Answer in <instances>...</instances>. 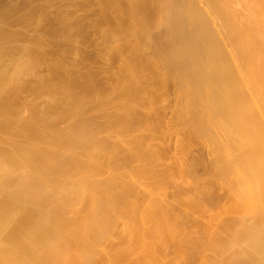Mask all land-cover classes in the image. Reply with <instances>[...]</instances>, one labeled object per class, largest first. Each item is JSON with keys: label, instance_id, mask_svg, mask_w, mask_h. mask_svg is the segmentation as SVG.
<instances>
[{"label": "bare ground", "instance_id": "6f19581e", "mask_svg": "<svg viewBox=\"0 0 264 264\" xmlns=\"http://www.w3.org/2000/svg\"><path fill=\"white\" fill-rule=\"evenodd\" d=\"M17 1H16V3H18L20 0L18 2ZM78 1L80 2V0H78ZM81 1H83V0H81ZM5 2L2 1V3H5ZM20 2H19L20 5L23 4ZM79 2H78V4H79ZM85 2L88 3V0L84 1L83 4ZM75 3H76V6H75V8H76L77 2H75ZM89 3H88V5H89ZM92 3L94 4V1H92ZM96 3L98 4L97 5L98 8L94 7V5H92V6H93V10H94V8L98 9L97 21L99 18L100 21H105L108 24V25H106L108 28L104 25L106 27V31H105L106 35L104 33L103 36L104 37L107 36V39L111 38V40L114 41V44H117L116 46L114 45L115 47H113V48H115L117 55H116V53H114V54L117 57H121V59H123V63H121V64L115 63L116 60L114 62V59H116L117 57H114V59H113V56H112L113 63H115V65L118 64L119 66L122 65V67L120 66L121 69H119L118 65L115 66L114 64H112L113 66H111V67H113V70L118 68V71H116V72H118L119 75L120 74L122 75V76H119L120 78H123V74L120 73V70H122V72H124V74H125L127 82H129V83H126V81H124L125 77L123 78L124 80H121L119 78L120 79V80L118 79V81H120L119 83H121V81H124V83H123L124 85H122V83H121L123 89H122V87H120V88L123 90V94H126L127 92H129L126 90L127 87H128V90L131 89L130 93L132 92V90L134 91L131 94L129 93L126 95H122V94L121 95L123 97L125 96V98H128L129 100L131 99V96H132V101L134 100V97H135L134 102H132L131 100L128 102V99L124 100L125 98H121L124 100V102L126 101L125 104H128V106L125 105L122 101L121 104H123V105H121L120 103H117V104H115V107L119 104L117 106L119 109L121 108V106H123V107L127 106L126 109L127 108L128 109L126 110V109H124L125 107L124 108L122 107L123 108L122 110H117L118 108L116 107V111L113 109L114 110L113 113L116 112L117 114L118 113L120 114L122 111L125 112V110H126L125 113L127 115H130V114H128V112L129 113L132 112V111H130V109H133V112L137 111V109L139 110V108L136 109V107L134 106L135 102H137L136 106H140V107H141V105H140V103H141L143 105L142 107L146 108V105L148 106L149 110L147 108L146 109H147V111H150V114L153 112L152 116L155 118H153L150 115H148V117L153 118V120H151V119L150 120L154 124L155 121L158 120V119H156L157 111H155V110H157V109L160 110L162 107H160V109H159L158 108L159 105H161V104H162V106L164 105L163 103H161V101L164 100V98L161 97V95L167 94L168 92H166V91H169V93L170 92L172 93V91H170L168 87L170 86L169 84H171V85L173 84L175 89H176L174 91L177 92V95H178L177 98H179V100H178V102H179L178 109L179 110L177 112L178 114L176 113L177 115L175 116L176 117L175 119L176 120L178 119L177 124L179 122H181V124H183L184 127L186 128V129L184 128V130H183V127H181L182 125H180V123H179L178 126L181 127L182 129L179 128L177 130L181 129L182 131H185V130L189 129L191 131H189V130H187V131H189L190 133H193L196 136L203 137L206 139V141L209 143V145L212 148V154L214 153L213 155H215L216 164L213 163L215 165L213 166L210 164V166H213L215 169L217 167L219 173L221 174L220 176L224 177V178L222 177L223 179H221L222 182L226 179L227 182L226 181H224V182H225V184L226 183L228 184V182H229L228 178L230 180V182H229L230 187H228V188L231 189L232 191L227 189V188L226 189L229 190L230 192H232V195H230V196H231V199H233L232 200L233 203L232 202H229V203H232L234 205V208L232 207V204H231V206H229L231 209V212H232V210L235 211V209H237L238 211L243 213V214H240V213L238 214V215H241L243 218L240 217L239 223L237 224L238 225L237 230L234 231L232 229V228L235 229V227L237 225L235 227L233 226L232 228H230L231 231L233 230V235H232V238L230 239L231 240L230 245L231 244L232 245L238 244L239 246L236 245V249H235L236 251L237 250L242 251L241 248L237 249V246L243 247L242 253L243 252L245 253L246 258H243V259L240 258L241 262H242V260H244L241 264H264V43L257 42L254 38L255 34L253 35V33H255V32H252V30H249V29H245L244 27H242L241 24H239V22L235 18H233V15L231 14V12L229 10V2H227V1H222V0H95V4ZM72 4H74V1ZM88 5L86 4L85 6H88ZM90 6H91V4H90ZM6 7H8V6H6ZM31 7H32V5H31ZM69 7H70V5H69ZM73 8L70 7V8H66V9H68V10L71 9V11H73L72 10ZM75 8H74V10H75ZM85 8H87V7H85ZM89 8H87V11ZM82 9H84V8L82 7ZM0 10L2 12V8ZM4 10L5 9H3V11ZM24 10H26V9H24ZM31 10H32V8L29 11L31 12ZM33 10H35V8H33ZM68 10L65 11V13H63L64 11H61V12L63 13L64 16L66 15V12H67V14L69 16V15H71L70 14L71 12L68 13ZM4 12H6V11H4ZM4 12H2L3 16L0 15V19H1L0 23H2V25L0 24V144H5V145H7V147L5 148V146H3L4 148H2V145L0 146V264H108V263H106V261H103L108 256L107 253H106L107 255H105V251L107 249H108V251H110V249L112 250L113 242H111L109 244L110 247H112V248L109 249L105 246H107V244H106L107 239H109L111 236H112V238H114L113 234L115 235L116 234L115 231L117 232V230H115L116 220H120L122 218L127 219L125 224H124V230H123V226H121L122 230L119 229V231H121V232L125 231L124 233L126 235H128V237H130V238L132 237L131 239L134 238V235L138 234L137 232L141 231L140 228L143 225H145V223H147V225H145V227L150 226L149 224L152 223L151 221H153V223L155 222L156 223L155 225H157V227H158V225H161V226H159L160 228H157L156 226L151 225L152 227H154L152 229L157 228L160 231H161V228H163V231H164V228L168 226L166 224L168 222V220L165 219L166 218L165 214L167 212H169V208L164 207L162 209L163 205L165 204V198H163V197L158 198L155 195L157 192H159L163 189L161 186H165V185H162L161 183H160L161 185H158L159 182L155 181V179H153V177H152V179L154 180L153 182L158 183V184L156 183V185H155V186H158V188L156 187V189H154L155 186L154 187L150 186V187H152V189L150 191L154 192V190H155V193L154 194H151V193L149 194V192H147V193L149 194L148 196L151 195L150 198L152 199V201H154V203H151V201H148L150 204L147 202L149 205L147 204L145 206L146 207L145 209L150 208V210H151V206H152L153 210L147 211L144 215H141V217H139L140 213L137 215L138 212L135 211L136 210V204L134 202L135 200H132L130 198L131 196L129 197L130 193H128V191L125 189L126 182L124 181V179L122 177L118 176L119 173H116L117 176L112 175L110 177V175L113 172L114 173L116 172V171H113L112 173H108L109 174L108 176H106V174H105L106 179H104L105 177L101 178V177H103V174H104L103 171H100L101 167L114 168L115 170H118V168L122 165V162H124V163L126 162L124 160V158H125L124 154L126 155L127 152L124 154L122 153L125 151L123 149L124 145L121 142L123 140V143H124L126 141V139L121 138L122 139L121 140L119 138L121 141L120 140L117 141L118 144L116 143V141H114L116 143L115 146H114V143H112V145L109 144L111 146V147L108 146L111 148V149L109 148L110 149L109 150V149H107V145H104V144L109 143L110 140H108V142H107L106 140H103V141L101 140V139H106V138H103V137L98 138L99 137L98 132L96 133V131H94L93 129H91L87 125V124H89L88 120L85 119L87 121V124L84 123L85 120H84V118H82V116H83L82 114H80V115H82L81 118H80V115H78V117L80 119H78V117L74 116V115L78 114L77 113L78 111H79V113H81L80 110H82V109H78V107L71 105L72 104L71 102L73 101L72 98L81 96V95H79V93H81V91L78 89L79 90V92H78V90L74 88V90H77L78 93H76L74 91L72 93L71 92L72 91L71 85H74V83L76 81L77 82L79 81V83L77 85V87L79 88L80 80H78V79L75 80L76 78H72L73 74H72V76L69 75L72 72L71 69H69L71 72L67 73L68 72L66 70L67 64H64L65 62H62L63 60L61 61L59 58H57L58 56L57 57L55 56V58H53L52 61H50L51 59H48V57H47L48 53L46 51V46L49 45V44H47L49 42V39L45 41V39H47V38H44L43 35L39 34L37 36L36 35L34 36V34L31 33L33 35V36H31V34L28 35L25 33V31H23V29L27 28L29 25L36 27L37 22L39 21L38 19H40V18L37 16L38 19L36 20L32 17L34 15L30 16L31 15L30 14L29 15L30 17L27 18L29 13L28 14L26 13L27 16L22 14V16L24 15L26 17L25 19L23 18L22 21H20L19 19H17L15 17L18 20V21H15V23L17 22L19 24L18 26H20V29L22 28V30L19 31L17 29L18 31L17 30L13 31V29H14L13 28V29H9V31H8L5 29L6 27L3 25L6 21L2 18H4V17H5V19L7 18V16L4 14ZM84 12L85 11L83 10V14H84ZM10 13H12V11H10ZM39 13H40V15L42 14L41 11L38 12V14ZM89 13H90V11H89ZM10 15H12V14H10ZM60 15H61V13H60ZM63 15H62V19L64 17ZM22 16H21V18H22ZM68 16L66 15L65 20ZM86 16L87 15L85 14L84 18H88ZM90 16H91V13H90ZM12 17L13 16H11V18ZM71 17H72V15H71ZM11 18H10V20L8 19L9 22L12 21ZM44 18L42 20H44ZM93 18H94V16H93ZM31 19H33L32 21L34 22V24H30L32 22V21H30ZM59 19L61 20V18H59ZM69 19L72 21L74 18L73 19L69 18ZM74 20H77V19L75 18ZM79 20H81V21L83 20L82 24L85 23L84 19H79ZM95 20H91L92 23ZM8 21H7V23H9ZM100 21H99V23H100ZM39 22L41 23V21H39ZM39 22H38V24L40 25ZM80 22H78V24ZM88 22H86V24ZM92 23L89 25L91 26ZM68 24H71V23H68ZM76 24H73V23L71 24V25H74V27L69 25L70 27L68 30H70V33H71V30H72V32L74 31ZM5 25H7V27L8 26L10 27V25H8L6 23H5ZM86 26H88V25H86ZM63 27H65V26H63ZM76 27H77V25H76ZM96 27L98 28V25ZM77 28H79V26ZM102 28H103V26H102ZM61 29H62V27H61ZM81 29H79V30H81ZM90 29L93 30L92 27ZM90 29L88 28V30H90ZM28 30H29V28H28ZM79 30H77V32H80ZM99 30L100 29L98 28L94 32H98ZM11 31H13V32H11ZM58 32H59L58 34H60V30ZM75 32H76V29L73 32V34H75ZM84 32H85V30H84ZM62 33H63V31H62ZM66 33H67V31H66ZM98 33L101 34V32H98ZM129 33H132L133 37L131 35H129ZM53 34H51V35L53 36ZM87 34H89V33H87ZM63 35H65V34H63ZM81 35H79V37H81ZM85 35H86V33H85ZM98 35L96 37H98ZM128 35H129V37H132V40H131V38L126 37ZM60 36L63 37L62 35H60ZM69 36L70 35H68L67 39L69 38ZM75 36L77 37V34H75ZM90 36H89V38L92 37V36L91 37ZM103 36H101L102 41L104 38ZM51 38H53V37H51ZM89 38H88V40H89ZM18 39H21V41ZM59 39H57V40H59ZM76 39H78V37ZM125 39H128V41L130 39L131 41L128 42ZM22 40H24L25 42L23 43ZM70 40H71V38H70ZM98 40H99V42L101 41L100 39H98ZM108 40H110V39H108ZM123 40H125V43H123L124 42ZM50 41L52 42L51 45H53V46H54L55 42H57V41H55L53 44L54 40L51 39ZM59 41H62V40H59ZM59 41L57 42V44H55V47L57 49L59 48L60 49L59 51L63 52L64 50L62 48H60L59 46L62 45L61 47L67 48V47H65L66 43L64 44V41H62L60 44H58ZM82 41H83V38H82ZM96 41H97V39H96ZM106 41L107 40L105 38V42ZM19 42H22V44H19ZM77 42L78 41H76V43H75V41H74L75 44H77ZM84 42H85V40H84ZM84 42H83V44H84ZM126 42H128V43H126ZM86 43H88L87 39H86ZM107 43H108V41H107ZM108 44L111 45L110 42ZM81 45H82V43H81ZM81 45L79 44V46H78V44H77L78 47H81ZM110 45H107V46L110 47ZM53 46H52V48H53ZM112 46L113 45H111V48H112ZM55 47L53 49H56ZM101 47H104V46H101V44H100V48ZM68 48H69V46H68ZM105 48H103V49L106 51L107 48L106 49ZM76 49L74 50L75 52L79 50V49L78 50H76ZM149 49L153 50V51H151L152 53L150 52L151 53L150 55L153 57H150V58L148 57L147 54L144 53V52H146V50H149ZM101 50H99V52ZM113 51H114V49L112 50V52ZM110 52H111V49H110ZM112 52L109 55L110 56L109 59H111ZM95 53L96 52H94V54ZM104 53H106V52H104ZM141 53H144L147 57L144 55L146 58L143 56L140 58H144V59L138 58L139 56L142 55ZM54 54H55V52H54ZM59 54L61 57V53H59ZM63 54H64L63 57L67 58V56L65 55V52ZM96 54L98 55V51ZM107 54H109V51ZM136 54L137 55L141 54V55L137 56ZM50 55L51 54L49 53V56ZM71 55H72V53H71ZM75 56H77V55H75ZM98 56H100V54ZM104 56L106 57V58L104 57V59L106 60L108 58V55L107 56L104 55ZM134 56H136L135 59H134ZM45 57H47V59L50 61V68L49 69H51L50 71L53 73L52 75H54V76L51 75L52 78H50V79H54V80H51L48 82L47 79L45 81V79L43 78L42 80H44L45 82H41V84H39L38 86L36 84L35 87H31V88H33V89H31V91L33 90V93L40 94V95L46 94L45 96H47V103L46 102L45 103L47 105H46V107H43V108H45L44 110L41 108L43 110V111H41V110L37 109L38 107H36V106H38L37 105L38 103L32 107H31V105H32L31 104L30 108H32L31 109L32 116L30 115L31 116L30 119L27 121V123H25L24 126L22 124H20L18 127L17 123L20 122L18 117H17L18 113L15 111L14 112L11 111L9 109V105L12 103L11 102L12 99H14L13 104H16L15 100H16L17 96H15L16 98H13V97H14L15 93L18 91V89L21 87V84L24 80V77L27 74L29 75L33 71V69H36L34 67L37 66L39 63H41L42 59ZM102 57H100L98 59H101ZM79 58H81V57H79ZM93 58L94 57H92V59ZM82 59H84V58L82 57ZM82 59H81V61H82ZM92 59H91V61H92ZM109 59H108V62H109ZM118 59L119 58H117V61H118ZM139 59H140V62H139ZM101 60H103V58ZM43 61H44V59H43ZM84 61H85V59H84ZM97 61H99V60H97ZM74 62L76 64V62H78V61L75 60ZM108 62H105L104 64H106V63L108 64ZM156 62L160 63V66H162V69H160L161 67H159V69H158V66H156V65H158L159 63L157 64ZM86 63H84V64H86ZM101 65H102V63H101ZM73 66H74V64H73ZM81 66L82 65L80 64V66L78 67L79 68L78 71L80 70ZM98 68H100V67H98ZM102 68H103V66H102ZM102 68H100V69L103 70L104 68L103 69ZM144 68H145V71L149 70V69H150V72H151V70L153 71V72H151V74L155 78L154 80L158 81L159 83L161 82L159 84L155 81L156 84L160 85L159 86L160 88H161V86H163L162 84H165V82L168 83V85H169V86L165 85V86H167V87H165L167 90H165V92L163 91L164 93L159 95L160 98H163V100L160 99L161 101H158L159 99H156L159 103L156 102L155 98L152 96L154 92H155L154 94L156 95V91H151L152 89H150V87H149L147 90H144V92L146 91L145 93L142 90V92L144 93L142 95V93H140L141 88H139L140 89L139 90L138 87L135 85L140 80H141V82L143 81V79H140L139 74L141 73L140 70H143ZM75 69L77 70V67ZM34 71L36 72V70H34ZM83 71H84V69H83ZM83 71H81V72H83ZM89 72H93V69H92V71H89ZM103 72H105V71H103ZM107 72H108V70H107ZM142 72L145 73L144 71H142ZM98 73L100 74V72H98V70H97V74ZM113 73H115V71ZM148 73H149V71H148ZM148 73H145V75H147ZM84 74H86V73H84ZM84 74L82 76H85ZM89 74L90 73L86 74V76H85L86 80H89L92 78V77L91 78L89 77L87 79V75H89ZM104 74H106V73H104ZM151 74L148 76L153 78L151 76ZM49 75H50V73H49ZM109 75L110 74H108L107 76H109ZM113 75L115 76V74H113ZM140 75H142V77H143L144 74L141 73ZM89 76H91V75H89ZM97 76H99V75H96V76L93 75V78L94 77L97 78ZM104 76L106 77V75H104ZM148 76H147V78H149ZM105 77L103 78V80L105 79ZM82 78H84V77H82ZM93 78H92V80H94V82H95V80H96V82H98L96 78H94V79ZM99 78L101 79V77H99ZM144 78H146V77L144 76ZM113 79H115V78H113ZM84 80H82V81L84 82ZM103 80H102V82H103ZM109 80H110V78L107 80L108 85H109ZM111 80H112V77H111ZM151 80H148L149 82L146 81V83L143 82V83H145L144 85L145 86L148 85L147 83H150ZM154 80H152L153 82H151V83H154ZM91 81H89V82L92 83ZM107 81H105V82H107ZM38 82H40V81H38ZM77 82L75 84H77ZM89 82L87 81V85L84 84V86L88 87ZM96 82L94 83V85L96 84ZM114 83L115 82L113 80V84ZM133 83H134V85H131ZM151 83L149 84V86L151 85ZM155 83H154V85H151V86L156 87ZM81 85L83 86V83ZM103 85H105V83ZM103 85L101 88H103ZM114 85H113V87H114ZM121 85L119 84V86H121ZM125 85H127V86H125ZM130 85L132 87L136 86L135 89H137V90H135L134 87H133V89H132V87L130 88ZM158 85H157V88H154V90L159 89ZM173 85H172V87H173ZM74 86H76V85H74ZM89 86L94 87L92 85H89ZM99 86H97V87H99ZM87 87L86 88L83 87L84 90H82L81 87H80V89L82 91H85V89H87ZM97 87H95L96 90L98 89ZM105 87H106V85H105ZM139 87H141V85ZM101 88H99V89H101ZM144 88H142V89H144ZM90 90L91 89L86 90L85 92L86 93H87V91L92 92V90L91 91ZM96 90H94V88H93V91H94L93 93H95ZM107 90H108V87H107L106 91ZM109 90L111 92H113L112 87H110ZM109 90L107 92H109ZM148 90L150 92H148ZM106 91H104V92H106ZM124 91H126V92H124ZM159 91H160V89H159ZM102 92H99V93L102 94ZM115 92H118V90H116ZM115 92H113V93H115ZM135 92H138L140 95H138ZM176 92L174 94H176ZM75 93L78 96L77 95L74 96ZM119 93H122V91H120ZM149 93H151V95ZM91 94L92 93H90L89 95L86 94L85 96L82 95L85 98L87 96L90 97V99L87 97V100L89 99L88 101H86V99H84L85 100L84 102H86V103L89 102L93 98L92 96H94L95 100H96V94H94V95L92 94V96H90ZM101 94H100V96H101ZM132 94L134 95V97ZM174 94H173V96H174ZM17 95H19L18 92H17ZM108 95H110V94H108ZM115 95L113 97H115ZM102 96H103V94H102ZM126 96H130V98L126 97ZM159 96H158V98H159ZM164 96H165V98H166V96L168 97V95H164ZM173 96L171 95L172 98H173ZM99 97L97 98L98 101L101 100V99H99ZM106 97L108 99L110 96L108 97L105 95L104 99L102 97L101 98L104 101L106 99ZM119 97H120V95L117 96V98H118L117 100L120 99ZM172 98H169V99H172ZM57 99H61V104H59V105H57V103L54 104V102ZM111 99L116 100L114 98H111ZM169 99H168V101H169ZM173 99H175V98H173ZM76 100H75V102L78 103L79 99L77 101ZM95 100L93 99V100H91V102H93ZM113 100H109V101H111V103H112ZM42 101L43 100H41V102ZM80 102H82L81 99H80ZM84 102H82V104ZM95 102H93V104ZM99 102L102 103V101H99ZM107 102H108V100H107ZM116 102L117 101H115L114 103H116ZM130 102L132 104H134V105L131 104L133 107H131V105L129 104ZM165 102L166 101H164V103ZM167 102L165 104L166 106L168 105ZM45 103H42V104H45ZM89 103H87L86 105H88ZM109 103L110 102H108V104H106V105L110 106L111 103L110 104ZM114 103H112V104H114ZM156 103H158V105H156ZM174 103H176V102H174ZM174 103H172V104L174 105ZM98 104H100V103H98ZM39 106H41V105L39 104ZM100 106L102 108L103 105L101 104ZM100 106L97 105L96 106V107H98L97 109H99ZM105 106H103V108L101 110H103ZM156 106H158L157 109H155ZM111 107L114 108V106H111ZM150 107H151V109H153V111L150 110ZM174 108H175V106H174ZM176 108H177V106H176ZM110 109L111 108H109V110ZM154 111H155V114H154ZM162 111L164 112V109H162L158 112L161 113ZM84 112L87 113L86 110ZM141 112L139 111V113L141 114V117L143 118L142 114H144V113H143V111H141ZM89 113L91 114L92 112H89ZM89 113H87V114H89ZM125 113L122 112L120 115H124ZM66 114H68V115L65 116ZM92 114L94 115V113H92ZM126 114L124 116H127ZM131 114H133V115H130L127 117L133 118L132 116L135 117V115H136L134 113H131ZM147 114L148 113L146 112V115ZM153 114L156 116H154ZM163 114H165V112ZM96 115L99 116L101 114L98 115L96 113ZM96 115L93 117V119L96 117ZM137 115H138V113H137ZM161 115H158L157 117H159ZM174 115H175V113H174ZM174 115H173V117H174ZM64 116L66 119L71 117L70 120H72L74 118V122L69 121L67 124V127L64 128L65 134L61 135L58 132L57 125L60 126L59 125L60 124L59 123V117H64ZM72 116H73V118H72ZM90 117H91V115H90ZM99 117L104 118L103 115H102V117L101 116H99ZM141 117H139V118H141ZM146 117H145V119H146ZM86 118L88 119V116ZM139 118L135 117L134 119H139ZM93 119H91V120H93ZM96 119L98 120V117ZM108 119H110V117H108ZM145 119H142V121H146V120L149 121V118H147L146 120ZM80 120H84V122L80 121ZM100 120L102 121V119H100ZM100 120H99V123L102 125L103 123H101ZM104 120H107V117H106V119L104 118ZM110 120H109V122H110ZM75 121H78V122H75ZM114 121H115V118H114ZM118 121H119V123H118ZM151 121H149V122H151ZM89 122H91V121L89 120ZM113 122H110V123H112V125L111 124L110 125L113 126V124H115V126H117L118 128H119L118 124L119 125L122 124V126L120 125V130L118 132L122 131L123 134H124L123 130H125V129L127 130V128L129 126L131 127V125H129L127 128L125 127V129H124L123 125L125 126V124H127L126 123L127 121H124L125 122L124 124H123L122 120H117V119L115 121V122H117V124L115 122L114 123ZM157 122L160 123V120L156 121V123ZM42 123L44 124L41 128L43 130H40L39 125ZM93 123H94V121H92V125H93ZM163 123H161V124H163ZM61 124L64 125L62 122H61ZM131 124H133V123H131ZM175 124H176V122H175ZM94 125H95V123H94ZM105 125H103V126H105ZM174 125H173V127H174ZM135 126H136V124H135ZM43 127H45V129ZM62 127H64V126H61L60 128H62ZM122 127H123V129L121 130ZM110 128L108 127V130H110ZM118 128H116L115 132H117ZM148 129H149V127H148ZM150 129H152V128H150ZM172 129H174V128H172ZM126 130H125V132H126ZM134 130H136V129H134ZM139 130H140V128H139ZM141 130H142V128H141ZM143 130H145V132H146L147 129H144V127H143ZM154 130H156L157 133L159 132V130L157 131V129H152L151 131H153L154 134L156 133ZM62 131H64V130H62ZM151 131H149V132H151ZM127 132H128V130H127ZM127 132H126V135H127ZM131 132L133 133V130H131ZM161 132H164V131H160V134L163 135L165 133V136L168 137V134H167L168 132L167 133L166 132L161 133ZM132 133H130L129 135H132ZM152 133L150 134L151 136L153 135ZM157 133H156V135H158ZM139 134H137V135L134 134V135L136 137H138ZM145 134H143V135L140 134V135L147 138L146 137L147 134L146 135ZM103 135H105V134H103ZM171 135H169V136H171ZM107 136H109V135H107ZM151 136H150V139H151ZM172 136L173 137H171V138H174V135H172ZM143 137L141 139H145ZM156 137H155V139L157 141ZM158 137H161V138H158V140L160 139V141H161V139L164 138V136L163 137L158 136ZM113 138H116V137L113 136ZM155 139L153 141H155ZM164 139H166L168 141L167 138H164ZM112 140L110 142H112ZM187 140H188V138L186 139V142H187ZM104 141H106V142H104ZM128 141L131 144L130 147L131 148L135 147V148H133V150L135 149L136 150L135 152H137V153H135L133 150H129V155L130 154H133V155L136 154L137 156H133V155L132 156H133V158L137 157L138 161L140 160V158L142 159L143 156H144L143 158H145V159H147L149 157V155H147L149 153L148 151H150V149L147 148L148 145H146V148H147L146 150L148 153L146 152L147 154L145 157V155L141 156L140 154H138V150L140 148H139V145L137 144V142L127 140V142H125V144H127V145H125V146H129ZM171 141H172V139H171ZM189 141L193 142V140H191V139ZM86 143H87L89 151L85 147ZM156 143H159V142H156ZM200 143H202V142H200ZM183 144L185 145V143H183ZM144 145L145 144H143L141 146V144H140V147L143 148V153L146 151V150L144 151V149H145ZM169 145L170 144H168V146ZM190 145H192V143ZM104 146H106V147H104ZM136 147L139 149H137ZM186 147H189L188 143L186 144ZM84 148H86V150ZM149 148H153V147L149 146ZM105 149H107L108 151L107 150L105 151ZM127 149H129V148H127ZM154 149H155V147H154ZM151 150L153 151V149H151ZM184 150H186V149H184ZM209 150H210V148H209ZM119 151L121 152V154ZM103 152H106V153L108 152L109 154L108 153L107 154L109 156H107L106 153H103ZM132 152H134V153H132ZM158 152L157 153L153 152L152 155L155 153V156H157L156 154H158ZM167 152L168 151L166 150L165 153H167ZM143 153L141 152V154H143ZM117 154H119V155L123 154L120 158L121 160L118 158L119 155H117ZM150 154H151V152H150ZM163 154H164V152H163ZM127 155H128V153H127ZM127 155H126V158H128ZM138 155H140L139 156L140 158L138 157ZM104 156L106 157L104 162L106 161V159H109V157H110L111 160L113 161V162H110L112 164H109V166L107 165L109 163L108 162L110 160L109 159L106 161L108 163L107 164L105 163V166H103V164H104V162H103L104 158L103 157ZM179 156L180 155H178V158H177L178 162H179V158H180ZM181 156H183V155H181ZM115 157H117V158H115ZM157 157H159V155ZM133 158L130 160V162L133 161ZM118 159H119V161H122L121 165L118 162ZM145 159H143V161ZM149 159H151V158H149ZM181 159L183 160V158H181ZM195 159H197V158H195ZM165 160H167V158ZM174 160H176L175 157L173 158L172 161H174ZM134 161H135L134 164L136 165V158L134 159ZM187 161H188V159H187ZM114 162L116 164H113ZM130 162L128 163V160H127L126 165L129 166V164L132 163V162L131 163ZM176 162H177V160H176ZM139 163H140V161H139ZM142 163H145V162H142ZM146 163L148 164L149 162L146 161ZM171 163L172 162L170 161V164ZM181 163H182V161H181ZM181 163H179V164L181 165ZM208 163H206V164L208 165ZM145 164L144 165L138 164V166L140 167L139 170H137V168H136L137 166H135V168L133 167L134 168L133 171H135L136 173L132 172V171H131V173L133 175L137 174V177L140 179L141 178L147 179V177L149 175L147 173H150L151 172L150 169H153V168H150L151 165H153V163L151 161L150 164H148L150 166H148V165L146 166ZM174 164H175V162H174ZM192 164L193 163H191L190 165H192ZM197 165H199V162L197 163ZM115 166H116V168H115ZM145 166L147 168L149 167V170L147 168H145L149 172H147L144 169ZM168 167H170V165ZM175 167H176V164H175ZM122 168H123V166H122ZM122 168L121 169L119 168L120 171L122 170ZM131 168H132V166H131ZM178 168L179 169H177V170H180L182 167L181 168L178 167ZM184 168H186L185 166L183 167V170H188V169H184ZM190 168H192V166ZM211 169L213 170V168H211ZM108 170H106V172ZM144 170L147 172V173L145 172V175L147 174V176H145V177L143 174ZM153 170H155V169H153ZM172 172H173V170H172ZM180 172H181V170H180ZM214 172H216V170ZM100 173H103L102 176L100 177L101 179L99 178ZM129 173L130 172H128V175H129ZM131 173H130V175H131ZM187 173H188V171H187ZM126 174H127V171H126ZM126 174H124V176ZM180 174L181 173H179V175ZM204 174H206V173L204 172ZM130 175H129V178H131V179L136 178L135 176L130 177ZM141 175H143V176H141ZM151 175H153V174H150L149 176L151 177ZM172 175H173V173H172ZM198 175L200 176V174H198ZM107 177H108V179H107ZM185 177H188V176H185ZM185 177H184V179H185ZM211 177H212V175H211ZM126 178H127V181H129L127 176H126ZM204 178H205V175H204ZM152 179L150 180L151 184H152ZM178 179H182V176H181V178H178ZM185 180H183V181H185ZM214 180H216V179H213L212 181H214ZM137 181H139V180L137 179ZM146 181H148V180H146ZM196 181H197V178H196ZM198 181H199V179H198ZM217 181L218 180H216V182ZM135 182H133V183H135ZM143 182L144 181H142V183ZM150 182H148V183H150ZM219 182H220V180L217 182V184ZM222 182H220V183H222ZM127 183H129V182H127ZM194 183H196V182L194 181ZM179 184H180V182H179ZM189 184L192 185L191 180H190ZM136 185H137V183H136ZM223 186H224V184H223ZM146 187L149 188L148 186H145V188ZM166 187H164V189ZM169 188H170V185H169L168 189ZM176 188H178V186ZM216 188H215V190H217ZM192 189H193V187H192ZM171 190H172V188H171ZM147 191H149V190H147ZM229 191L227 193H229ZM143 192H145V191H143ZM172 192L173 191H171L170 194H172ZM186 192H188V190ZM198 192H199V190H198ZM160 193H161L160 196H163V194H162L163 192H160ZM167 193H168V190H167ZM214 193L216 194V192H214ZM159 194H158V196H159ZM176 194H177V192H176ZM178 194H180V193H178ZM172 195H174V192ZM172 195H170V196H172ZM186 195L187 194L185 193V196ZM133 196H136V195H133ZM153 196H155V197L152 198ZM176 196H178V195H176ZM202 196H204V195L202 194ZM210 196H211V194H210ZM227 196H229V194H227ZM191 197H193V196H191ZM150 198H148V199L150 200ZM155 198L157 201H159L158 203H160V205L155 200H153ZM185 198H187V197H185ZM207 198H206V200H207ZM163 199H164V202H163ZM171 199H173V201L175 202L176 198L174 199V196H173V198H171ZM188 199L191 200L190 196H188V198L186 199L189 202ZM192 199H194V198H192ZM198 199H199V197H198ZM160 200L163 203H161ZM182 200L186 201L185 199H182ZM213 200H215V199H213ZM176 201H177V199H176ZM193 201H196V199H194ZM200 201H202V200H200ZM177 202H175V203L178 205ZM144 203H145V201H144ZM155 203H157V204L155 205ZM195 203H193V204L195 205ZM151 204H153L154 206ZM161 204H162V206H161ZM166 204H165V206H167ZM227 204H228V202H227ZM227 204H224L225 207L227 206ZM213 205H214V203H213ZM157 206H159V207L157 208ZM201 207L203 208L202 205H201ZM204 207L206 208V206H204ZM208 207H207V209H208ZM165 208L168 211H166ZM199 208H200V206H199ZM209 208L211 209L212 207H209ZM226 208L228 209V207H226ZM216 209H218V208H216ZM203 210L207 211L204 208H203ZM211 210L213 212V209H211ZM165 211H166V213L164 214ZM177 211H178V209H177ZM216 211L220 212V209L216 210ZM228 211H230V210H228ZM187 212H188V210H187ZM192 212H193V209H192ZM209 212L211 213V211H209ZM217 212L215 214H217ZM219 212H218V214H220ZM169 213H167V214L171 215ZM177 213L178 212H176V215H177ZM190 213H191V211H190ZM234 213H236V212H234ZM179 214H181V212H179ZM211 214H209V216H212ZM172 215H174V214H172ZM231 215H233V214H231ZM238 215H235V217H233V218H236V216H238ZM229 216H230V214H229ZM205 217H207V216H205ZM213 218L215 219L216 217L213 216ZM213 218H211V219H213ZM221 218H223V217H221ZM221 218H218V222H219V219H221ZM211 219H209V220H211ZM165 220H166V223H165ZM170 221L168 223H172ZM190 221H192V219ZM198 221H199V219H198ZM148 222H150V223L148 224ZM209 222H211V221H209ZM216 222L217 221H215L213 223H216ZM233 222H238V220L236 219V221H233ZM164 223H165V227H163ZM213 223H211V226ZM223 223H226V222H223ZM231 224L234 225V223H231ZM231 224H229L227 222V225L225 224L224 225L225 227H223V226L222 227L225 230L226 226H228V225L231 226ZM170 226H168V227H170ZM186 226H188V225H186ZM165 231H166V229H165ZM202 231L203 230L201 229V232ZM121 232H119V234L121 236L118 239H120L121 242L124 243L126 240L124 239V237L122 239L123 234H121ZM142 232L145 234L147 233L146 234L147 236L150 234L149 237L151 239H152V237H155V238H153V240L155 239V241L157 243L152 240L153 243H155V244L152 243L150 246L157 245L159 243H160V245H158V246H162L163 243L165 242V240L162 244H161V242L163 241V239L167 238V237L163 238L162 234H160L158 232L156 234H154V236L151 233L148 234V232H144V231H142ZM142 232H141V235H143ZM204 232H203V234H204ZM167 233H169V232H167ZM170 233L173 234V232H170ZM187 234H188V231H187ZM213 234H215V233H213ZM177 235H179V234H177ZM201 235H202V233H201ZM220 235L221 234L218 235L219 238L222 236V235L221 236ZM135 237L137 239L140 238V236H138V237L135 236ZM191 237L192 236H190V238ZM208 237L210 240L211 236L209 235ZM143 238H142V240L144 241ZM194 238L195 237H193L192 239H194ZM135 239L133 241H135ZM195 239L198 240L197 238H195ZM225 239H224V241H226ZM105 240H106V242H104V243L106 245L104 244L105 245L104 248H106V249L104 250V249H102L103 245L100 243L102 241H105ZM111 240H113V239H111ZM120 240H118V241H120ZM122 240L123 241L125 240V241L123 242ZM138 240L135 241L137 243H133V241H131L132 243H130V244H133V247H135L134 245H136L137 249L139 247L143 248L145 246L144 243L140 244V246H139V243H141L143 241H141V240L138 241ZM149 240L150 239H148V241H147V238L145 237V243L146 244H147V242H152L151 240L150 241ZM220 240H221V238H220ZM168 241H170V240H168ZM171 241L173 242V239ZM219 241H217V243H216L215 240H213L214 244L216 243V245H218ZM221 241L224 242L223 240H221ZM227 241L228 242H225V244L227 243L226 246H228V244H229V240H227ZM210 242L213 243L212 241H210ZM137 244H138V246H137ZM225 244H223V247ZM100 245L102 247H100ZM141 245H143V247ZM170 245H172V244L170 243ZM185 245H187V247L189 246V244H187V243ZM235 245L232 246L233 249L235 248ZM117 246L120 249L119 252H122V250L124 248H125V250H127V252L125 250H123V252L126 253L125 256L122 254L123 252L120 254H117L118 250L116 251V253L112 250V252H114L113 254L108 252V253H110L109 255H112V256L108 257V259L110 258L109 260H112V262H110L109 264H124L123 261H122L123 263H119V262H121L122 258H124V257L126 258L127 254H128V249H129V254L131 251L134 254L133 250L136 249V248L133 249L132 245L131 246L127 245V244L125 245V243H124V247L121 246V247H123L122 249L120 247V244ZM129 246L132 248V250ZM148 246H149V243H148ZM179 246L181 247V244H178V247ZM220 247H222V245H220ZM140 248L138 249V251L140 250ZM194 248H196V247L194 246ZM199 248H200V246H199ZM202 248L204 249V247H201V249ZM115 249H116V247H115ZM99 250H100V253H99ZM144 250H145V247L143 249V252L140 253V255H142L144 253ZM148 250L150 251L151 248ZM155 250H156V248H155ZM195 250H197V249H195ZM199 250L200 249H198V251ZM206 250H208V248H206L205 251ZM73 251L74 252L77 251V252L74 253ZM173 251H174V249H173ZM198 251H196L197 254L194 257H197V256L200 257L198 255L199 254ZM102 252L104 253L103 255H105L106 257L101 255ZM137 252H135V253H137ZM145 252H146V250H145ZM154 252H156V251H154ZM157 252L159 253V251H157ZM199 252H201V251H199ZM132 253L130 255H132ZM175 253H176V251H175ZM187 253L191 254L189 252H187ZM215 253L219 254L217 251H215ZM137 254H135V255H137ZM147 254L151 255V253L147 252V253H145V257H144V255H142L143 257H141V258H138V256H137L136 257V258H138L137 261H139L140 259H142L141 261H144L143 258L146 259ZM153 254H155V253H153ZM184 254H185V252H183V255ZM192 254L194 255L195 251L192 252ZM201 254H202V252H201ZM155 255H157V254H155ZM177 255L179 256V254H177ZM206 255H208V254H206ZM222 255L223 254H221V256ZM100 256H102L101 258L102 259L104 258V259L102 260L100 258ZM151 256L148 257L149 258V259H147L148 261H151L150 259H153ZM163 256H165V255H163ZM180 256H181V254H180ZM180 256H179V258H180ZM190 256H192V255H190ZM202 256H205V255H202ZM202 256H201V258H202ZM159 257H160V254H159ZM198 257H197V259H199L198 261L200 262L201 258H198ZM155 258L156 257H154V259ZM182 258H185V257H182ZM207 258L209 259L210 257L207 256ZM213 258H215V257H213ZM236 258H237L236 261L239 260L238 259L239 257H236ZM131 259L132 258H130V260ZM154 259L151 261V263L153 261L155 263H157L156 262L157 260L156 259L154 260ZM160 259H161V257H160ZM189 259H190V257H189ZM189 259H187V260H189ZM192 260L194 261L195 259H192ZM192 260H191V262H192ZM220 260H222V259L220 258ZM226 260H228V257L226 258ZM226 260H223V261H226ZM137 261H135V262H137ZM170 261H171V259H170ZM178 261L179 260H177V262ZM210 261H212V260H210ZM218 261H219V259H218ZM126 262H129V260ZM196 262L197 261H195L194 264L198 263V262L197 263ZM206 262H209V260ZM221 262H218V263L222 264ZM228 262H229V260H228ZM228 262L226 261L225 263L227 264ZM180 263H182V262L180 261ZM200 263L203 264L202 261ZM212 263H213V261H212ZM231 263L232 262L230 261V264ZM239 263H240V261H239ZM148 264H149V262H148ZM169 264H171V262H169Z\"/></svg>", "mask_w": 264, "mask_h": 264}, {"label": "rangeland", "instance_id": "374dc122", "mask_svg": "<svg viewBox=\"0 0 264 264\" xmlns=\"http://www.w3.org/2000/svg\"><path fill=\"white\" fill-rule=\"evenodd\" d=\"M2 1L3 2H5V3H2ZM16 1L17 0H0V7L2 8V12H4V11H6V12H4V14L7 16V18L5 19V17L4 18H2V19H4L6 22V24H8V25H10V27L8 26L7 27V25H5V23L3 24L6 28V30H8L9 31V29H13V31H15V30H22V28L20 29V26H18L19 24L16 22L15 23V21H18L17 19H19L20 21H22V19L24 18H26L25 16H27L26 15V13L28 14V16H27V18L28 17H30V16H32V15H34V16H32L34 19H38L37 18V16L40 18V19H38L39 21H41V23H40V25L38 24V22H37V26L35 27V26H28L27 28H25V29H23V31H25V33L26 34H28V35H30L31 33H33L34 34V36L36 35H43V37L44 38H47V39H45V41L46 40H48L49 39V42L47 43V44H49L48 46H46V51H47V53H48V59H51L50 61H52V59L53 58H55V56L57 57V58H59L62 62H65L64 64H67V68H66V70L68 71L67 73H70L71 71L69 70V69H71L72 70V72L69 74L70 76H72V74H73V76H72V78H76L75 80H80V85H79V88L77 87V85H78V83H79V81L77 82V84H75L74 83V85H76V86H74V85H71L72 86V88H71V92L73 93V91L74 92H76V93H78L79 92V90L81 91V93H79V95H81V96H79V97H74V96H76L77 94L75 93V95L73 96L74 98H72L73 99V101L71 102L72 104V106H75V107H78V109H82V110H80V112L81 113H79V111L77 112L78 114H76V115H74V116H76V117H78V115H80V114H82V115H80V118H81V116H82V118H84V120L86 119V120H88V123L90 124H87V121L85 120V122H84V120H80V121H83L84 123H86L91 129H93L94 131H96V133L98 132V138H106V139H101L102 141L103 140H106L107 142H108V140H112V142H110L109 141V143H107V144H104V145H107V149H109L111 146L109 145V144H111L112 145V143H114V146L116 145V143H117V141H119L121 138L122 139H126V141L125 142H127V140H130V141H133V142H137V144L139 145V148L141 149H139V148H137V149H139L138 150V154H140L141 156H143V155H145V157H146V154L147 155H149V157L147 158V159H145V158H143L142 157V159L139 157L140 155H138V157L140 158V163H139V161L137 160V157H134L133 158V156H137L136 154H130L129 155V150H133V148H135V147H133V148H131L130 146H131V144H130V142H129V146H125V145H127V144H125V142L123 143V140L121 141L122 142V144L124 145V151L125 152H122L123 154L124 153H128V155H127V153H126V155H127V157L128 158H126V155L124 154V156H125V158H124V160L126 161L125 163L124 162H122V161H119V159L121 158V156L123 155H119V154H117V155H119L118 156V162L120 163V165H121V162H122V165L119 167L120 169L122 168V166H123V168H122V170L120 171V169L118 168V170H115L114 168H105V167H101V170L100 171H103L104 172V174L103 173H100L99 174V178L102 176V174H103V177H101V178H104V179H106V176H108L109 174L108 173H112L113 171H116L115 173L113 172L111 175H110V177L112 176V175H116V173H119L118 174V176L119 177H122L123 179H124V181L126 182V187H125V189L128 191V193H130L129 194V197L132 199V200H135L134 202H135V204H136V210L135 211H137L136 213H137V215L139 214L140 216L139 217H141V215H144L147 211H152L153 209V207L151 206V210H150V208L149 209H145L146 207V205L149 203L148 201H151V203H154V201H152V199L150 198L151 197V195L150 196H148L150 193L151 194H154L155 193V190L154 189H156V187L158 188V186H155L156 185V183L157 182H159V184L158 185H165V186H161L163 189H164V187H166L167 185V187L163 190L161 187V191H159V192H157L155 195H156V197H158V198H161V197H163V198H165V204L167 205V206H165V204L163 205V207H162V209L164 208V207H168L169 208V212H167V213H169V214H171V215H168L167 213H166V211H168V210H166V208H165V212H164V214H165V219L166 220H168V222L170 221V222H172V223H166V220H165V223L168 225V226H170V227H168L167 225V227H165V223H164V226L163 227H165L164 228V231H165V229H166V231L164 232L163 231V228H161V231L159 230V229H157V228H160L159 226H161V225H158V227H157V225H155L156 223L154 222L153 223V221H151L152 223L151 224H149L150 222H148V224L150 225V226H148V227H145V225H147V223H145V225H143L141 228H140V230L141 231H139V232H137L138 234H136V235H134V238L133 239H131L130 237H128V235H126L124 232L125 231H119V229H121L122 230V227L121 226H123V230H124V224H125V222H126V218H122V219H120V220H116V222H115V230H117V232L115 231V235L113 234V236H114V238H112V236L109 238V239H107V242H106V240L105 241H102L100 244H102L103 245V247L100 245V247H102V249H106V248H104V246L107 244V246H105V247H107V248H112V250L116 253V251L118 250V252L120 251V249H119V247L117 246V245H119L120 244V247L121 246H123L124 247V243H125V245L127 244V245H132V247H133V244H130V243H132L131 241H133L136 237L135 236H140V238H138L139 240H141V241H143L142 240V238L144 239V241L143 242H141V243H139V246H140V244H143L144 243V247H145V250H146V252H145V250H144V253L142 254V255H144V257H145V253H151V255L153 254V253H155V254H157V255H155V254H153L152 256L151 255H149V254H147L146 255V259L145 258H143L144 259V261H141L142 259H140L139 261H137L138 260V258H141V257H143L142 255H140V253H142L143 252V249H144V247H143V245H141L143 248H140V250L138 251V249H137V247H136V245H134L135 247H133V249H135V250H133V252H134V254L132 253V248H131V252H130V254L132 253V255H130L129 254V249H128V254H127V256H126V258L124 257L125 256V252H123V250H125V248L122 250V252H117V254H120V253H122L124 256V258L126 259H124V258H122L121 259V262H119V263H123L124 262V264H148V262H149V264L151 263V261L154 259V257H156L155 259L157 260L156 262L157 263H155L154 261L151 263V264H169V262H171V264H194V262L195 261H197L196 263L197 264H201L200 262L202 261L203 262V264H220V263H218V262H221L222 264H226L225 262L227 261L228 262V260H229V264H230V261L233 263V264H241L244 260H242V262H241V260H240V258H246V255H245V253L243 252L242 253V251H243V247H238L239 245L238 244H236V245H238L237 246V249H239V248H241L242 249V251H240V250H235L236 249V245L235 244H231L230 245V239L232 238V235H233V230L235 231V230H237V228H238V223H239V220H240V217H242L241 215H238L239 213L240 214H243L242 212H240V211H238L237 209H235V211L234 210H232V212H231V209H230V207L229 206H231V204L233 203V199H231V196L230 195H232V192H230L229 190H231V189H229L228 187H230L229 186V182H230V180H229V178H228V184L226 183L225 184V182L224 181H226L227 182V180L225 179L223 182L221 181V179H223L224 177L223 176H220L221 174L219 173V171H218V169H217V167H216V169L213 167L215 164H216V162H215V155H213L212 154V148H211V146L209 145V143L206 141V139L205 138H203V137H199V136H196V135H194L193 133H190L189 131H191V130H189V129H187V130H189V131H187V130H185V131H182L181 129V127H183V130H184V125L183 124H181V122H179L180 123V125H182L181 127H179L178 125H179V123L177 124V120L175 119L176 117V115L178 114L177 112H178V106H179V102H178V100H179V98H177L178 97V95H177V92L176 91H174V90H176L175 89V87H174V85H173V87H172V85L171 84H169L168 85V83H166L165 82V84H162L163 86H161V88L159 87L160 85H158V84H156L155 83V81L156 80H154L155 78L152 76V74H151V72H153L152 70H151V72H150V69L149 70H146L145 71V68L143 69V70H140V72L142 73V74H144L143 75V77H142V75H140L139 74V77H140V79H143V81L141 82V80L137 83V84H135L137 87H138V89L139 88H141V92L140 93H142V95L146 92H144V90H147L149 87H150V89H152L151 91H156V95L153 93V97L155 98V100L156 99H159L158 101H161L160 99H162L163 100V98H164V100L163 101H161V103H163L164 105L166 104V102L168 101V99L169 98H172L171 97V95L173 96V94L176 92V94H174V96H173V98H175V99H169V101L167 102V106L165 105H163L162 106V104L161 105H159V107L158 106H156V108L155 109H157V107L160 109V107H162L160 110H162V109H164V112H165V114H163L164 112L162 111L161 113L160 112H158V111H160V110H155V111H157V113H156V115L158 116V115H161V116H159V117H157L156 115H154L155 114V111H154V116H156V119H158V120H160V123H156V121H158V120H156L155 121V123L153 124V122L151 121V120H153V118H155V117H153L152 116V113L150 114V111H147V109H148V106L146 105V108L145 107H142L143 105L140 103V105H141V107L140 106H136V104H137V102H135V105L134 104H132L131 102L129 103L130 105L132 104V105H134L135 107H136V109L137 108H139V110L137 109V111H134L133 112V109H130V111H132L131 113H134V114H136L137 115V113H138V115L140 114L139 113V111L141 112V111H143V113L144 114H142L143 115V118L141 117V114L137 117L136 115H135V117L136 118H139V117H141L142 119H145V117H146V119L147 118H149V121H151V122H149L148 120H146V121H142V119L141 118H139V119H134L135 117L134 116H132L133 118H131V117H127V116H130V115H133V114H131V113H129L128 112V114H130V115H127L125 112H126V110L128 109H126V107L128 106V104H125V102H124V100H127L128 98H125V96L123 97L122 95H126V94H129L130 93V91H131V89H129L128 90V87L126 88V90L127 91H129V92H127L126 94H123V87H122V85H124L123 83H124V81H126V83H129V82H127V80H126V77H125V74H124V72H122V70H120V73H122L123 74V78L125 77V80L123 79V78H120L119 76H122L121 74L119 75L118 74V72H116V71H118V68L119 69H121V67H122V65H118V64H116L115 65V63H119V64H121V63H123V59H121V57H117L116 55H117V52L115 51V48H113V47H115L117 44H114V41H112L111 40V38H108V39H110V40H108L107 39V36L106 37H104L103 35H104V33H105V35H106V25H108L107 24V22H105V21H100L99 20V18H98V21H97V11H98V7H97V3L95 4V0H88V3H89V5H88V3L87 2H85L88 6H85L86 4L84 3L83 4V2L84 1H87V0H83V1H81L80 0V2L82 3H80L78 0H18L20 3H23V4H19V2L18 3H16ZM28 1V2H27ZM30 1V2H29ZM70 1V2H69ZM73 1H74V4H72L73 3ZM92 1H94V4L92 3ZM222 1H227V2H229V10H230V12H231V14L233 15V18H235L238 22H239V24H241L242 25V27H244L245 29H249V30H252V32H255V33H253V35L255 34V40L257 41V42H262V43H264V0H222ZM27 2V3H26ZM75 2H77V9L75 8V6H76V3ZM78 2H79V4H78ZM8 3V4H7ZM16 3V4H15ZM70 3V4H69ZM90 4H91V6H90ZM5 5V6H4ZM11 7H10V6ZM16 5V6H15ZM23 5V6H22ZM25 5V6H24ZM31 5H32V7H31ZM69 5H70V7L71 8H75V10H74V8L72 9L73 11H71V9H66V8H70L69 7ZM74 5V6H73ZM81 5V6H80ZM92 5H94V7H97V8H94V10H93V6ZM6 6H8V7H6ZM27 6V7H26ZM6 7V8H5ZM22 7V8H21ZM81 7V8H80ZM82 7L84 8V9H82ZM85 7H87V8H89L88 9V11H87V8H85ZM0 8V9H1ZM8 8V9H7ZM13 8V9H12ZM26 9V10H24V9ZM32 8V10H33V8H35V10H31V12L29 11L30 9ZM61 8V9H60ZM3 9H5L4 11H3ZM10 9V10H9ZM29 9V10H28ZM65 9V10H64ZM79 9V10H78ZM97 9V10H96ZM8 10V11H7ZM41 11V15H40V13L38 14V12H40ZM68 10V13L69 12H71L70 14L72 15V17H71V15H69L68 16V14H67V12H66V15L68 16L67 18H66V20H65V17H66V15L64 16L63 15V13H65V11H67ZM82 12H81V11ZM83 10L85 11L84 12V14H83ZM10 11H12V13H10ZM61 11H64L63 13L61 12ZM75 11V12H74ZM87 11V12H86ZM89 11H90V13H91V16H90V13H89ZM1 12V10H0V15L1 16H3V13ZM34 12V13H33ZM36 12V13H35ZM59 12V13H58ZM9 15H8V14ZM60 13H61V15H60ZM88 13V14H87ZM10 14H12V15H10ZM22 14H24L23 16H22ZM31 14V15H30ZM36 14V15H35ZM85 14L87 15L86 17H88V18H84V16H85ZM4 15V16H5ZM22 16V18H21V16ZM30 15V16H29ZM60 15V16H59ZM62 15L64 16L63 17V19H62ZM83 15V16H82ZM89 15V16H88ZM231 15V16H232ZM9 16V17H8ZM11 16H13L12 18H11ZM42 16V17H41ZM83 18H82V17ZM93 16H94V18H93ZM17 19H16V18ZM19 17V18H18ZM45 17V18H44ZM90 17V18H89ZM96 17V18H95ZM10 18H11V20L12 21H8V19L10 20ZM44 18V20H42ZM59 18H61V20L59 19ZM69 18H71V19H77V20H70ZM93 18V19H92ZM14 19V20H13ZM79 19H84V24H82V21L81 20H79ZM86 19V20H85ZM96 19V20H95ZM33 19H31L30 21H32ZM70 20V21H69ZM90 20V21H89ZM91 20H95V21H93V23H92V21ZM7 21L9 22V23H7ZM14 21V22H13ZM19 21V22H20ZM35 21V20H34ZM61 21V22H60ZM69 21V22H68ZM74 21V22H73ZM76 21V22H75ZM81 21V22H80ZM89 21V22H88ZM99 21H100V23H99ZM0 22H1V19H0ZM78 22H80L79 24H78ZM86 22H88L87 24H86ZM102 22V23H101ZM105 22V23H104ZM63 23V24H62ZM67 23V24H66ZM68 23H73V24H76L77 25V27L79 26V28H77L76 27V25H75V29H76V32H75V34H77V37H78V39H76L77 37L75 36V34H73V32L75 31V29H74V31L72 32V30H71V33H70V30H68L69 29V27L70 26H72V27H74V25H71V24H68ZM92 23V25L90 26L89 24H91ZM1 25H2V23H0ZM14 26H12V25ZM17 26H16V25ZM30 24H34V22L32 21ZM36 24V23H35ZM94 24V25H93ZM96 24V25H95ZM102 24V25H101ZM21 25V24H20ZM70 25V26H69ZM81 25V26H80ZM86 25H88V26H86ZM98 25V28L100 29L98 32H101V34L100 33H98V32H94V31H96V29H98L96 26ZM106 27H105V26ZM63 26H65V27H63ZM100 26V27H99ZM102 26H103V28H102ZM61 27H62V29H61ZM82 29H81V28ZM87 27V28H86ZM93 28V30L92 29H90V28ZM28 28H29V30H28ZM67 30H66V29ZM88 28L90 29V30H88ZM95 28V29H94ZM102 28V29H101ZM108 28V27H107ZM64 29V30H63ZM79 29H81V30H79ZM104 29V30H103ZM17 30V31H18ZM28 30V31H27ZM60 30V34H58L59 31ZM77 30H79L80 32H77ZM84 30H85V32H84ZM92 30V31H91ZM13 31H11V32H13ZM44 31V32H43ZM62 31H63V33H62ZM66 31H67V33H66ZM89 31V32H88ZM104 31V32H103ZM57 32V33H56ZM65 32V33H64ZM93 34H92V33ZM54 33V34H53ZM56 33V34H55ZM80 33V34H79ZM84 33V34H83ZM85 33H86V35H85ZM87 33H89V34H87ZM97 33V34H96ZM50 34V35H49ZM51 34H53V36L51 35ZM63 34H65V35H63ZM75 36H73V35ZM81 35V37H79V35ZM99 34V35H98ZM47 37H46V36ZM49 35V36H48ZM60 35H62L63 37H61ZM68 35H70L69 36V38L67 39V37H68ZM84 35V36H83ZM92 37H91V36ZM98 35V37H96ZM103 36L104 38H103V41H102V37L101 36ZM129 35H131L132 37H133V35H132V33H129ZM129 35L128 36H126L127 38L129 37ZM31 36H33L32 34H31ZM53 37V38H51V37ZM57 36V37H56ZM66 36V37H65ZM89 36L91 37V38H89ZM56 37V38H55ZM61 37V38H60ZM85 37V38H84ZM132 37H129V38H131V40H132ZM60 38V39H59ZM70 38H71V40H70ZM82 38H83V41H82ZM88 38H89V40H88ZM105 38H106V40L108 41V43L110 42L111 43V45H113L112 46V48H111V45L110 44H108L107 43V41L105 42ZM54 40L53 41V44H54V42L55 41H59V40H62V41H64V44L66 43V45H65V47H67V48H64V47H61V46H59L60 48H62L64 51L62 52V51H59L60 49L58 48H56L55 47V44H57V42H55V44H54V46L53 45H51L52 44V42L50 41V40ZM56 39V40H55ZM57 39H59V40H57ZM66 39V40H65ZM81 39V40H80ZM86 39H87V41H88V43H86ZM96 39H97V41H96ZM98 39H100L101 41V43L99 42V40ZM18 40H20L21 41V39H18ZM69 40V41H68ZM84 40H85V42H84ZM126 41H128V39H125ZM125 40H123L124 42L123 43H125ZM130 39H129V41H131ZM23 41V43L25 42L24 40H22ZM62 41H59V43L58 44H60ZM66 41V42H65ZM72 43H71V42ZM74 41H75V43H76V41H78L77 42V44H78V46H79V44L81 45V43H82V45H81V47H78L77 46V44H75L74 43ZM128 41V42H129ZM17 42V41H16ZM68 42V43H67ZM83 42H84V44H83ZM99 42V43H98ZM113 42V43H112ZM128 42H126V43H128ZM74 43V44H73ZM87 45H86V44ZM104 45H103V44ZM106 43V44H105ZM122 43V42H121ZM122 43V44H123ZM18 44V43H17ZM19 44H22V42H19ZM63 44V43H62ZM100 44H101V46H104V47H101L100 48ZM69 46V48H68V46ZM74 45V46H73ZM107 45H110V47L109 46H107ZM115 45V46H114ZM52 46H53V48L55 47L56 49H53L52 48ZM64 46V45H63ZM78 47V48H77ZM85 47V48H84ZM107 49H106V48ZM109 47V48H108ZM77 48V49H76ZM82 48V49H81ZM103 48H105L106 49V51L103 49ZM61 49V50H62ZM78 50V51H74V50ZM101 50L100 52L102 53H100L99 52V50ZM110 49H111V52H112V50L114 49V51L112 52V55H111V59H109L110 58V54H111V52H110ZM57 50V51H56ZM104 50V51H103ZM150 50V51H149ZM149 50H146V52H144L145 54H147L148 55V57L150 58V57H153V56H151L150 54L152 53L151 51H153V50H151V49H149ZM71 51V52H70ZM97 51H98V55L100 54V56H98L96 53H97ZM108 51H109V54H107L108 53ZM148 51V52H147ZM54 52H55V54H54ZM61 53V57H60V54L59 53ZM65 52V55L67 56V58L66 57H63V53ZM94 52H96L95 54H94ZM104 52H106V53H104ZM151 52V53H150ZM49 53L51 54L50 56H49ZM71 53H72V55H71ZM82 53V54H81ZM114 53H116V55L114 54ZM144 53H141V54H138V55H141V56H139L138 58H140V57H145L146 55L144 54ZM80 56H79V55ZM75 55H77V56H75ZM82 55V56H81ZM104 55H108V58L105 60L104 59ZM137 55V54H136ZM137 55V56H138ZM145 55V56H144ZM103 56V57H102ZM112 56H113V59H114V57H117V58H119L118 59V61H117V58L116 59H114V62H115V60H116V62L115 63H113V59H112ZM47 57H45V58H43L44 59V61H43V59H42V61H41V63H39L37 66H35L34 68H36V69H33V71L28 75H26L25 77H24V80H23V82H22V84H21V87L18 89V93H19V95H17V92L15 93V95H14V97L13 98H16L15 96H17V98H16V100H15V103L16 104H13V100L14 99H12V103L9 105V109L11 110V111H15V112H17L16 114H17V117H18V119H19V123H17V125H18V127H19V125L20 124H22L23 126L25 125V123H27V121L30 119V117L32 116V113H31V109L32 108H30V105H31V107L32 106H35L37 103V105L38 106H36V107H38L37 109L38 110H41V111H43L45 108H43V107H46V103H47V96H45L46 94H42V95H40V94H36V93H33V90L31 91V89H33V88H31V87H35L36 86V84H37V86L39 85V84H41V82H45L46 81V79H47V81L49 82V81H51V80H54V79H50V78H52V76H54V75H52L53 73L50 71L51 69H49L50 68V61L47 59ZM79 57H81V58H79ZM82 57L85 59V61H84V59H82ZM92 57H94L93 59H92ZM100 57H102L103 58V60H101V59H98V58H100ZM135 57L136 56H134V59H135ZM147 57V56H146ZM145 57V58H146ZM106 58V57H105ZM137 58V59H138ZM49 61H47V60ZM81 59H82V61H81ZM91 59H92V61H91ZM108 59H109V62H108ZM140 59H144V58H140ZM140 59H139V62H140ZM148 59V58H147ZM46 60V61H45ZM78 61V62H76V64H75V62L74 61ZM80 60V61H79ZM90 60V61H89ZM97 60H99V61H97ZM122 62H121V61ZM71 61V62H70ZM102 61V62H101ZM48 62V63H47ZM87 62V63H86ZM105 62H108V64L106 63V64H104ZM138 62V61H137ZM84 63H86V64H84ZM90 63V64H89ZM95 63V64H94ZM99 63V64H98ZM101 63H102V65H101ZM157 63V62H156ZM159 63V62H158ZM157 63V64H158ZM48 64V65H47ZM73 64H74V66H73ZM80 64L82 65L81 67L84 69V71H83V69L80 67V70L78 71V67L80 66ZM111 64V65H110ZM112 64H114L115 66H117L118 65V68L117 69H115V70H113V67H111V66H113ZM87 65V66H86ZM93 65V66H92ZM99 65V66H98ZM105 65V66H104ZM107 65V66H106ZM69 66V67H68ZM77 67V70L75 69L76 67ZM91 66V67H90ZM102 66H103V68L105 69H103L102 68ZM109 66V67H108ZM156 66H158V69H159V67H161L160 69H162V66H160V63L158 64V65H156ZM38 67V68H37ZM73 67V68H72ZM75 67V68H74ZM86 67V68H85ZM94 67V68H93ZM98 67H100V68H102L103 70H101L100 68H98ZM93 69V72H89V71H92V69ZM100 69V70H99ZM147 69V68H146ZM34 70H36V72L34 71ZM97 70H98V72H100V74L98 73L97 74ZM107 70H108V72H107ZM76 71V72H75ZM78 71V72H77ZM81 71H83V72H81ZM86 71V72H85ZM103 71H105V72H103ZM115 71V73H113ZM142 71H144L145 73H148V71H149V73L151 74V76L153 77V78H151V77H149L148 75H150L149 73L147 74V75H145V73H143ZM81 72V73H80ZM103 74H102V73ZM49 73H50V75H49ZM75 73V74H74ZM77 73V74H76ZM84 73H86V74H88V73H90L89 75H91V76H89V75H87V79L90 77H92L93 78V75L94 76H96V75H99V76H97V78L96 77H94V78H96L97 79V81L98 82H96V80H95V82H96V84L94 85V80H92V78L91 79H89V80H86V74H84ZM93 75H92V74ZM104 73H106V74H104ZM79 74V75H78ZM85 75V76H82V75ZM108 74H110L109 76H107ZM113 74H115V76L113 75ZM154 74V73H153ZM52 75V76H51ZM104 75H106V77L104 76ZM114 77H113V76ZM117 75V76H116ZM51 76V77H50ZM144 76L146 77V78H144ZM147 76L149 77V78H147ZM48 77V78H47ZM81 77V78H80ZM82 77H84V78H82ZM99 77H101V79L99 78ZM105 77V79L103 80V78ZM111 77H112V80H111ZM45 79V81L44 80H42V79ZM80 78V79H79ZM93 78V79H94ZM110 78V80H109V85L107 84L108 83V79ZM113 78H115V79H113ZM121 79V80H124V81H121V83H122V85H121V83H119L120 81H118V79ZM84 80V82L82 81V80ZM119 79V80H120ZM154 80V83H155V86L156 87H152L151 85H154V83H151V82H153L152 80ZM92 80V81H91ZM101 80V81H100ZM102 80H103V82H102ZM113 80H114V84H113ZM148 80H151L150 81V83H151V85L149 86V84L150 83H147L148 85H144L145 83H146V81H148ZM25 81V82H24ZM38 81H40V82H38ZM87 81L89 82V81H91L92 83H90L89 82V85H92V86H94V87H90L89 85H88V87H87V89H85V91L86 90H89V89H91L92 90V92H89V91H87V93L85 92V91H82V90H84L83 89V87L84 88H86L85 86H84V84H86L87 85ZM105 81H107V82H105ZM112 81V82H111ZM118 81V82H117ZM143 82H145V83H143ZM149 82V81H148ZM157 83H159L158 81H156ZM24 83V84H23ZM83 83V86L81 85ZM101 85H100V84ZM105 83V85H106V87H105V85H103ZM114 85V87H113V85ZM143 83V84H142ZM161 83V82H160ZM159 83V84H160ZM34 84V85H33ZM98 84V85H97ZM118 84V85H117ZM119 84L121 85V86H119ZM139 84V85H138ZM23 85V86H22ZM100 85V86H99ZM102 85H103V88L105 87L106 89H107V87H108V90H109V88L110 87H112V91L113 92H115L116 90H118V92H115V93H113V92H111L110 90H109V92H107L106 91V89L104 88H101L102 87ZM111 85V86H110ZM131 85H134V83L133 84H131ZM130 85V88L132 87ZM141 85V87H139ZM157 85H158V88L160 89V91H159V89L158 90H154V88H157ZM165 85H167V86H169L168 88H169V90L170 91H172V93L170 92L169 93V91H166V92H168L167 94H162V93H164L165 92V90H167L165 87H167V86H165ZM97 86H99V87H97ZM118 86V87H117ZM125 86H127V85H125ZM136 86H133L134 87V89H135V87ZM143 86V87H142ZM30 87V88H29ZM80 87H81V89H80ZM95 87H97L98 89L96 90V88ZM120 87H122V89L120 88ZM133 87H132V89H133ZM145 87V88H144ZM152 87V88H151ZM74 88L75 89H79L78 90V92H77V90H74ZM89 88V89H88ZM93 88H94V90H96L95 91V93H93L94 91H93ZM99 88H101V89H99ZM115 88V89H114ZM118 88V89H117ZM142 88H144V89H142ZM165 88V89H164ZM149 89V90H150ZM173 89V90H172ZM90 90V91H91ZM135 90H137V89H135ZM140 90V89H139ZM142 90H143V92H142ZM148 90V92H150ZM103 91V92H102ZM104 91H106V92H104ZM120 91H122V93H119ZM164 91V92H163ZM89 92V93H88ZM99 92H102V94H103V96H102V94L101 93H99ZM124 92H126V91H124ZM134 91L132 90V92L131 93H133ZM71 93V94H72ZM84 93V94H83ZM90 94V93H92L93 95L94 94H96V100H95V97L94 96H92V94L90 95V96H92L91 98V100H95V101H93V102H95L94 104H93V102H91V100L89 101V102H87V103H89L88 105H86L87 103L86 102H84L85 100L84 99H86V101H88L89 99H90V97L89 96H87L89 99L87 100V97L85 98L84 96L86 95V94ZM105 93V94H104ZM112 93V94H111ZM118 95H117V94ZM130 93V94H131ZM135 93H137L138 95H140L138 92H135ZM100 94H101V96H100ZM108 94H110V95H108ZM119 96L120 95V99L121 98H125L124 100L123 99H119V100H117L118 98H117V96ZM122 94V95H121ZM150 95H151V93H149ZM160 94H162L161 95V97H163V98H160ZM82 95H84V96H82ZM110 96L108 99H107V97H106V99L103 101V99H104V96ZM115 95V97H113ZM133 95V94H132ZM159 96V98H158V96ZM164 95H168V97L166 96V98H165V96ZM78 96V95H77ZM100 96V97H99ZM122 96V97H121ZM156 96V97H155ZM37 97V98H36ZM99 97V99H101V100H99V101H102V103L101 102H99L98 101V98ZM103 99H102V98ZM126 97H129L130 98V96H126ZM133 97H134V95H133ZM78 100V103L80 102V99H81V101L82 102H84L83 104H82V102H80L79 104L78 103H76L75 102V100L76 99ZM111 98H114V99H116V100H113V99H111ZM75 99V100H74ZM167 99V100H166ZM41 100H43L42 102H41ZM45 100V101H44ZM76 100V101H77ZM107 100H108V102H110L111 103V101H109V100H113V102L112 103H114L115 101H117L116 103H114V104H112L111 103V105L109 106V105H106V104H108V102H107ZM131 101H132V96H131V99H130ZM129 99H128V102L130 101ZM134 100H135V97H134ZM134 100L132 101V102H134ZM137 100V99H136ZM173 100V101H172ZM122 101H123V103L125 104V105H127V106H121V108L119 109L117 106L119 105H117L116 107L118 108L117 110H122L123 108L124 109H126L125 110V112L124 111H122L123 113H125L127 116H124V115H120L119 113L117 114L116 112L115 113H113L114 112V110L116 111V107H115V104H117V103H122ZM138 101V100H137ZM157 100H156V102H158ZM164 101H166L165 103H164ZM172 101V102H171ZM46 102V103H45ZM104 102V103H103ZM127 102V103H128ZM174 102H176V103H174ZM42 103H45V104H42ZM55 103H57V105H59V104H61V99H57L55 102H54V104ZM97 103V104H96ZM98 103H100V104H98ZM109 103V104H110ZM159 103V102H158ZM158 103H156V105H158ZM170 103V104H169ZM172 103H174V105L172 104ZM39 104L42 106H39ZM92 104V105H91ZM96 104V105H95ZM103 105V106H105L104 107V109L103 110H101L102 108H103V106H102V108H101V106L100 105ZM177 104V105H176ZM94 105V106H93ZM97 105H99L100 107H99V109H97L98 107H96ZM121 105H123V104H121ZM131 105V107H133ZM93 106V107H92ZM109 106V107H108ZM111 106H114V108H112ZM173 106V107H172ZM174 106H175V108H174ZM176 106H177V108H176ZM95 107V108H94ZM123 107V108H122ZM134 107V108H135ZM164 107V108H163ZM43 110H42V109ZM109 108H111L110 110H109ZM130 108V107H129ZM143 108V109H142ZM166 108V109H165ZM14 109V110H13ZM106 109V110H105ZM114 109V110H113ZM135 109V110H136ZM87 111V113H89V112H92V113H94V115L91 113H89V114H87L86 112H84V111ZM105 110V111H104ZM108 110V111H107ZM113 110V111H112ZM149 110V109H148ZM150 110H152L153 111V109H151V107H150ZM89 111V112H88ZM145 111V112H144ZM175 111V112H174ZM83 112V113H82ZM119 112V111H118ZM146 112L148 113L147 115H146ZM96 113L99 115V114H101V115H99V116H101L102 117V115L104 116V118L106 119V117H107V120H104V118L102 117V118H100L99 116H97L96 115ZM142 113V112H141ZM174 113H175V115H174ZM177 113V114H176ZM85 114V115H84ZM174 115V117H173V115ZM31 115V116H30ZM68 114H66L65 116H67ZM88 116V119L86 118L87 116ZM90 115H91V117H90ZM93 115V116H92ZM96 115V117L93 119V117ZM148 115H150V116H152V117H148ZM65 116L64 117H59V125L60 126H58L57 125V127H58V132H59V134H61V135H63V134H65V127H67V124H68V122L69 121H73L74 122V118H73V116H72V120H70V118H68V119H66L65 118ZM106 116V117H105ZM98 117V120L96 119ZM108 117H110V119H108ZM112 117V118H111ZM161 117V118H160ZM79 117H78V119H80ZM90 118V119H89ZM102 119V121L100 120V119ZM114 118H115V121H116V119L117 120H122L123 121V124L125 123L124 121H127L126 123L127 124H125V126L123 125V127H124V129H125V127L127 128L129 125H131V127L129 126L128 128H127V130H128V132H127V130H126V132H127V135H126V132H125V130H123L124 131V134L122 133V131H120V132H118L119 130H120V125L122 126V124H118V126H119V128L117 127V126H115V124H113V126H111L112 125V123H110V122H113L114 121ZM160 118V119H159ZM163 118V119H162ZM91 119H93V120H91ZM151 119V120H150ZM173 119V120H172ZM89 120L91 121V122H89ZM99 120H100V122L101 123H103L102 125L99 123ZM109 120H110V122H109ZM113 120V121H112ZM155 120V119H154ZM162 120V121H161ZM92 121H94V123H95V125H94V123H93V125H92ZM114 121V122H115ZM172 121V122H171ZM176 122V124H175V122ZM61 122L64 124V125H62L61 124ZM75 122H78V121H75ZM97 122V123H96ZM113 122V123H114ZM164 122V123H163ZM99 123V124H98ZM106 125H105V124ZM116 124H117V122H115ZM118 123H119V121H118ZM122 123V122H121ZM129 123V124H128ZM131 123H133V124H131ZM161 123H163V124H161ZM97 124V125H96ZM111 124V125H110ZM135 124H136V126H135ZM158 124V125H157ZM175 124V125H174ZM21 125V126H22ZM44 124L42 123V124H40L39 125V129L40 130H43V129H41L42 128V126H43ZM103 125H105V126H103ZM133 125V126H132ZM162 125V126H161ZM173 125H174V127H173ZM41 126V127H40ZM61 126H64V127H62V128H60ZM97 126V127H96ZM101 128H100V127ZM115 126V127H114ZM135 126V127H134ZM171 126V127H170ZM108 127L110 128V130H108ZM114 127V128H113ZM123 127L121 128V130L123 129ZM143 127H144V129H147L146 130V132H145V130H143ZM148 127H149V129H148ZM170 127V128H169ZM177 127V128H176ZM44 129H45V127H43ZM106 128V129H105ZM114 130H113V129ZM116 128H118L117 129V132H115V130H116ZM131 128V129H130ZM139 128H140V130H139ZM141 128H142V130H141ZM150 128H152V129H157V131L159 130V132L157 133L156 132V130H154L158 135H156V133L154 134V132L153 131H151L152 129H150ZM172 128H174V129H172ZM176 128V129H175ZM179 128H181L180 130H177V129H179ZM130 129V130H129ZM134 129H136V130H134ZM186 129V128H185ZM62 130H64V131H62ZM131 130H133V133L131 132ZM130 131V132H129ZM141 133H140V132ZM143 131V132H142ZM149 131H151V132H149ZM160 131H164V132H168L167 134H168V137H166L165 136V133L164 132H161V133H164L163 135L162 134H160ZM147 134H145V133ZM149 132V133H148ZM153 132V133H152ZM105 134V135H103V134ZM130 133H132V135H129ZM141 135H143V134H145L146 135V137L147 138H145V137H143V136H141ZM143 133V134H142ZM153 134L152 136L150 135V134ZM170 133V134H169ZM134 134H139L138 135V137H136ZM151 136V139H150V136ZM166 134V135H167ZM174 135V138H171V137H173L172 135ZM107 135H109V136H107ZM112 137H111V136ZM144 135V136H145ZM155 135V136H154ZM169 135H171V136H169ZM113 136L114 137H116V138H113ZM141 136V137H140ZM149 136V137H148ZM157 136V137H156ZM158 136H164V138H167L168 139V141L166 140V139H161V141H160V139L158 140V138H161V137H158ZM145 138V139H141V138ZM155 137L157 138V141H156V139H155ZM182 137V138H181ZM120 138V139H119ZM172 139V141H171V139ZM188 138V140H187V142H186V139ZM117 139V140H116ZM155 139V141H153ZM184 139V140H183ZM193 140V142H191V141H189V140ZM99 140V139H98ZM106 141H104V142H106ZM114 141H116V143L114 142ZM165 141V142H164ZM103 142V143H104ZM120 142V143H121ZM156 142H159V143H156ZM200 142H202V143H200ZM204 142V143H203ZM183 143H185V145L183 144ZM189 144V147H186V144ZM192 143V145H190ZM84 144V143H83ZM89 144V143H88ZM118 144V143H117ZM135 144V143H134ZM140 144H141V146L143 145V144H145L144 145V151L148 148V149H150V151H148L147 152V150L143 153V148L142 147H140ZM165 144V145H164ZM167 144V145H166ZM168 144H170L169 146H168ZM182 144V145H181ZM2 145V148H4L3 146H5V148L7 147V145H5V144H0V146ZM86 146V148H87V150H88V146H87V143L85 144ZM146 145H148L147 146V148H146ZM178 145V146H177ZM84 146V145H83ZM108 146H110V147H108ZM113 146V147H114ZM135 146V145H134ZM149 146L150 147H153V148H149ZM180 146V147H179ZM104 147H106V146H104ZM103 147V148H104ZM154 147H155V149H154ZM182 147V148H181ZM186 147V148H185ZM86 148H84L85 150H86ZM127 148H129V149H127ZM180 148V149H179ZM192 148V149H191ZM209 148H210V150H209ZM83 149V150H84ZM107 149H105V151L107 150ZM111 149V148H110ZM109 149V150H110ZM126 149V150H125ZM151 149H153V151L151 150ZM184 149H186V150H184ZM122 150V149H121ZM120 150V151H121ZM155 150V151H154ZM157 150V151H156ZM166 150L168 151L167 153H165L166 152ZM89 151V150H88ZM108 151V150H107ZM119 151V152H120ZM134 152L136 151L135 149L133 150ZM159 151V152H158ZM191 151V152H190ZM210 151V152H209ZM84 152V151H83ZM134 152H132V153H134ZM141 152L143 153V154H141ZM147 152V153H146ZM150 152H151V154H150ZM153 152H155V153H157L158 152V154H156L157 156L159 155V157H157V156H155V153L152 155V153ZM163 152H164V154H163ZM85 153V152H84ZM103 153H106V152H103ZM108 153V152H107ZM106 153V155L107 156H109L108 154ZM131 153V152H130ZM135 153H137V152H135ZM120 154H121V152H120ZM105 155V156H106ZM133 155V156H132ZM178 155H180L179 157V162H178ZM181 155H183V156H181ZM103 157L104 159H103V162H104V160H105V158L107 157ZM132 156V157H131ZM130 157V158H129ZM161 157V158H160ZM175 157V159L177 160V162H176V160H174V161H172L173 160V158ZM193 157V158H192ZM108 158V157H107ZM115 158H117V157H115ZM122 158V159H123ZM133 158V161H131L130 162V160ZM136 158V165L134 164L135 163V161H134V159ZM149 158H151V159H149ZM167 158V160H165ZM181 158H183V160L181 159ZM187 158L188 159V161H187V159L185 160V159ZM192 158V159H191ZM195 158H197V159H195ZM110 159V160H109ZM109 159H106V161L107 160H109L108 162H104V164H103V166H105V163L109 166V164H112V163H110V162H113L112 160H111V158L109 157ZM128 160V163L130 162L131 164H129V166L128 165H126L127 164V160ZM143 159H145L144 161H143ZM153 159V160H152ZM172 159V160H171ZM116 160V159H115ZM121 160V159H120ZM149 160V161H148ZM152 161V163H153V165H151V167L150 168H153V169H155V170H153V169H150L151 170V172L150 173H147V172H149V171H147L145 168H147L146 166L148 165V164H150V162ZM162 162H161V161ZM185 160V161H184ZM196 160V161H195ZM200 160V161H199ZM138 161V162H137ZM146 161L147 162H149L148 164L146 163ZM155 161V162H154ZM170 161L172 162L171 164H170ZM181 161H182V163H181ZM102 162V163H103ZM117 162V163H118ZM142 162H145V163H142ZM174 162H175V164H176V167H175V164H174ZM187 162V163H186ZM195 162V163H194ZM199 162V165L201 166H199V165H197V163ZM203 162V163H202ZM209 162V163H208ZM125 165H124V164ZM145 164L146 166L144 167V169L147 171H145L144 170V172H143V174H144V177L145 176H147V174H155L154 176L153 175H151V177L148 175V177H147V179L145 178H138L137 177V174H135V175H133L132 173H131V171L132 172H135V171H133L134 170V168H135V166H137L136 168H137V170H139V166H138V164ZM178 163V164H177ZM179 163H181V165L179 164ZM191 163H193L192 165H190ZM206 163H208V165L206 164ZM213 163H215V164H213ZM113 164H116L115 162L113 163ZM186 164V165H185ZM188 164V165H187ZM205 164V165H204ZM210 164L211 165H213V166H210ZM142 165V166H143ZM170 165V167H168ZM178 165V166H177ZM102 166V165H101ZM113 166V165H112ZM119 166V165H118ZM127 168H126V167ZM131 166H132V168H131ZM141 166V165H140ZM148 166H150V165H148ZM186 167V168H184V169H188V170H183V167ZM192 166V168H190ZM217 166V165H216ZM114 167V166H113ZM125 167V168H124ZM134 167V168H133ZM172 167V168H171ZM178 167H182L180 170H181V172H180V170H177V169H179ZM199 167V168H198ZM209 167V168H208ZM103 168V169H102ZM115 168H116V166H115ZM143 168V167H142ZM196 168V169H195ZM211 168H213V170L211 169ZM108 170L107 172H106V170ZM113 169V170H112ZM148 170H149V167L147 168ZM173 170V172H172V170ZM198 169V170H197ZM210 169V170H209ZM136 170V171H137ZM205 170V171H204ZM208 170V171H207ZM213 172H212V171ZM216 170V172H214ZM118 171V172H117ZM126 171H127V174H126ZM178 171L179 173H181L180 175L182 176V179H178V178H181V176L179 175V173L176 172ZM184 171V172H183ZM187 171H188V173H187ZM218 171V172H217ZM106 172V173H105ZM124 172V173H123ZM128 172H130L131 173V175H130V173H129V175H130V177L131 176H135L139 181H137V179L136 178H129V175H128ZM145 172L147 173L146 175H145ZM154 172V173H153ZM183 172V173H182ZM204 172L206 173V174H204ZM136 173V172H135ZM172 173H173V175H172ZM185 173V174H184ZM214 175H213V174ZM105 174H106V176H105ZM124 174H126L125 176H124ZM190 174V175H189ZM198 174H200V176L198 175ZM205 175V178H204V175ZM211 175H212V177H211ZM117 176V175H116ZM126 176L128 177V180L129 181H127V178H126ZM139 176V175H138ZM141 176H143V175H141ZM140 176V177H141ZM185 176H188V177H185V179H184V177ZM195 176V177H194ZM152 177H153V179H155V181H157L156 183H154L153 181V179H152ZM178 177V178H177ZM194 177V178H193ZM200 177V178H199ZM207 177V178H206ZM223 177V178H222ZM100 178V179H101ZM196 178H197V181H196ZM211 178V179H210ZM107 179H108V177H107ZM110 179V178H109ZM135 179V180H134ZM152 179V184H151V182H150V180ZM191 180V183H192V185L191 184H189L190 183V180ZM198 179H199V181H198ZM213 179H216V180H220V182H222L223 184H224V186H223V184L222 183H218L217 184V182H216V180H214V181H212ZM146 180H148V181H146ZM183 180H185V181H183ZM136 181V182H135ZM142 181H144L143 183H142ZM178 181V182H177ZM183 181V182H182ZM194 181L196 182V183H194ZM212 181V182H211ZM127 182H129V183H127ZM132 184H131V183ZM133 182H135V183H133ZM148 182H150V183H148ZM163 182V183H162ZM179 182H180V184H179ZM186 182V183H185ZM201 182V183H200ZM136 183H137V185H136ZM148 183V184H147ZM154 183V184H153ZM161 183V184H160ZM185 183V184H184ZM188 183V184H187ZM194 183V184H193ZM128 184V185H127ZM175 184V185H174ZM131 185V186H130ZM169 185H170V188L168 189V187H169ZM228 185V186H227ZM133 186V187H132ZM135 186V187H134ZM145 186H148L149 188H145ZM150 186H152V187H154V192L152 191H150L151 189H152V187H150ZM172 186V187H171ZM178 186V188H176ZM184 186V187H183ZM187 188H186V187ZM190 186V187H189ZM206 186V187H205ZM210 186V187H209ZM219 186V187H218ZM181 187V188H180ZM192 187H193V189H192ZM217 187V188H216ZM134 188V189H133ZM171 188H172V190H171ZM176 188V189H175ZM186 188V189H185ZM212 188V189H211ZM215 188L217 189V190H215ZM229 189V190H227V189ZM131 189V190H130ZM145 189V190H144ZM178 189V190H177ZM192 189V190H191ZM202 189V190H201ZM222 189V190H221ZM145 191V192H143V191ZM147 190H149V191H147ZM167 190H168V193H167ZM173 191L174 192V195H172L173 194V192H172V194H170L171 193V191ZM181 192H180V191ZM188 190V192H186ZM198 190H199V192H198ZM137 191V192H136ZM157 191V190H156ZM183 191V192H182ZM205 191V192H204ZM213 191V192H212ZM219 191V192H218ZM226 191V192H225ZM229 191V193H227ZM232 191V190H231ZM147 192H149V194L147 193ZM160 192H163L162 194H163V196H160L161 195V193ZM176 192H177V194H176ZM197 192V193H196ZM207 192V193H206ZM214 192H216V194L214 193ZM160 193V194H159ZM178 193H180V194H178ZM185 193L187 194L186 196H185ZM206 193V194H205ZM211 194V196H210V194ZM231 193V194H230ZM138 194V195H137ZM158 194H159V196H158ZM192 194V195H191ZM197 194V195H196ZM202 194L204 195V196H202ZM215 194V195H214ZM227 194H229V196H227ZM133 195H136V196H133ZM170 195H172V196H170L171 198H173V196H174V199L176 198L177 199V201H176V199H175V202H177L178 203V205L173 201V199H171L169 196ZM176 195H178V196H176ZM181 195V196H180ZM184 197H183V196ZM200 195V196H199ZM207 195V196H206ZM217 195V196H216ZM188 196H190V198H191V200H189V202L186 200L187 198H188ZM191 196H193V197H191ZM134 197V198H133ZM155 196H153L152 198H154ZM180 197V198H179ZM185 197H187V198H185ZM198 197H199V199H198ZM205 197V198H204ZM208 197V198H207ZM210 197V198H209ZM230 197V198H229ZM148 198H150V200L148 199ZM157 198V199H158ZM192 198H194V199H196V201H193L194 199H192ZM206 198H207V200H206ZM130 199V200H131ZM182 199H185L186 201H184V200H182ZM213 199H215V200H213ZM131 200V201H132ZM145 201V203H144V201ZM153 200H155L157 203L159 202V201H157L156 200V198L155 199H153ZM200 200H202V201H200ZM211 200V201H210ZM161 201V200H160ZM198 201V202H197ZM208 201V202H207ZM215 201V202H214ZM217 201V202H216ZM148 202V203H147ZM163 202H164V199H163ZM162 201H161V203H163ZM180 202V203H179ZM191 202V203H190ZM196 202V203H195ZM227 202H228V204H227ZM229 202H232V203H229ZM157 203H155V205L157 204ZM175 203V204H174ZM193 203H195V205L193 204ZM202 203V204H201ZM213 203H214V205H213ZM145 204V205H144ZM150 204V203H149ZM148 204V205H149ZM159 205H160V203H158ZM199 204V205H198ZM204 204V205H203ZM224 204H227V206L226 207H228V209L225 207V205ZM151 205H153V204H151ZM201 205L203 206V208L204 209H206L207 211H205V210H203V208L201 207ZM154 206V205H153ZM161 206H162V204H161ZM182 206V207H181ZM199 206H200V208H199ZM204 206H206V208L204 207ZM212 207L211 209H213V212H212V210L209 208V207ZM215 206V207H214ZM227 209H225L224 207ZM144 207V208H143ZM159 206H157V208H158ZM186 207V208H185ZM207 207H208V209H207ZM232 207L234 208V205L232 204ZM156 208V207H155ZM175 208V209H174ZM186 210H185V209ZM215 208V209H214ZM216 208H218V209H216ZM232 208V209H233ZM177 209H178V211H177ZM192 209H193V212H192ZM220 209V214H218V212L216 211V210H219ZM223 209V210H222ZM175 210V211H174ZM184 210V211H183ZM187 210H188V212H187ZM211 211V213L209 212V211ZM228 210H230V211H228ZM190 211H191V213H190ZM205 211V212H204ZM215 211V212H214ZM176 212H178L177 213V215H176ZM179 212H181V214H179ZM217 212V214H215ZM228 214H227V213ZM230 212V213H229ZM234 212H236V213H234ZM143 213V214H142ZM185 213V214H184ZM222 213V214H221ZM172 214H174V215H172ZM179 214V215H178ZM192 216H191V215ZM207 214V215H206ZM209 214H211L212 216H209ZM214 214V215H213ZM229 214H230V216H229ZM231 214H233V215H231ZM235 215H238V216H236V218H233V217H235ZM177 216V217H176ZM187 218H186V217ZM192 218H191V217ZM205 216H207V217H205ZM213 216L214 217H216L215 219L213 218ZM197 217V218H196ZM209 217V218H208ZM213 218V219H211V218ZM221 217H223V218H221ZM231 217V218H230ZM218 218H221V219H219V222H218ZM227 218V219H226ZM233 218V219H232ZM239 218V219H238ZM243 218V217H242ZM241 218V219H242ZM192 219V221H190ZM198 219H199V221H198ZM209 219H211V220H209ZM226 219V220H225ZM229 219V220H228ZM231 219V220H230ZM236 219L238 220V222H233V221H236ZM202 220V221H201ZM195 221V222H194ZM209 221H211V222H209ZM215 221H217L216 223H213V222H215ZM200 222V223H199ZM203 222V223H202ZM223 222H226V223H223ZM227 222L229 223V224H231V223H234V225L233 224H231V226L230 225H228V226H226V229L224 230V228L223 227H225L224 225L226 224L227 225ZM182 223V224H181ZM210 223V224H209ZM211 223H213L212 224V226H211ZM218 223V224H217ZM154 225V226H156L157 228L156 229H152V228H154V227H152V226ZM186 225H188V226H186ZM190 225V226H189ZM216 225V226H215ZM237 225V226H236ZM192 226V227H191ZM215 226V227H214ZM223 226V227H222ZM235 227V229L234 228H232V227ZM118 227V228H117ZM120 227V228H119ZM185 228V229H184ZM203 230L202 232H201V229ZM221 228V229H220ZM223 228V229H222ZM230 228H232L233 230L231 231L230 230ZM186 230V231H185ZM191 232H190V231ZM196 230V231H195ZM142 231H144V232H148V234L149 233H151V234H153V236H154V234H156L157 232L158 233H160V234H162V237L164 238V237H167L166 239H163V241L161 242V244L164 242V240H165V244L163 243V245L162 246H158V245H160V243L159 244H157V245H152V246H150L152 243H153V241L154 242H156L155 241V239L153 240V238H155V237H152V239L149 237V235L147 236L145 233H143ZM185 233H184V232ZM187 231H188V234H187ZM205 231V232H204ZM211 231V232H210ZM119 232H121V234H123V236H122V239H123V237H124V239L126 240H122L124 243H122L121 242V240L120 239H118V238H120V234H119ZM141 232L143 233V235H141ZM167 232H169V233H167ZM170 232H173V234H171ZM202 233V235H201V233ZM203 232H204V234H203ZM209 232V233H208ZM140 233V234H139ZM175 233V234H174ZM193 235H192V234ZM208 235H207V234ZM213 233H215V234H213ZM118 234V235H117ZM177 234H179V235H177ZM198 236H197V235ZM219 234H221L220 236V238H221V240H223L224 241V239L226 240V241H224V242H222L221 240H220V238L218 237V235ZM188 235V236H187ZM196 235V236H195ZM201 235V236H200ZM204 235V236H203ZM211 236V238H210V240H209V237L208 236ZM216 235V236H215ZM190 236H192L191 238H190ZM200 236V237H199ZM203 236V237H202ZM206 236V237H205ZM213 236V237H212ZM231 236V237H230ZM142 237V238H141ZM145 237L147 238V241H148V239H150L152 242H147V244L145 243ZM190 239H189V238ZM193 237H195V238H197L198 240H196L195 238L194 239H192ZM199 237V238H198ZM202 237V238H201ZM205 237V238H204ZM208 237V238H207ZM217 239H216V238ZM224 237V238H223ZM213 238V239H212ZM219 238V239H218ZM228 238V239H227ZM111 239H113V240H111ZM137 238L135 239V241L136 240H138ZM172 240L173 239V242L171 241H168V240ZM111 240V241H110ZM118 240H120V241H118ZM138 240V241H139ZM149 240V241H150ZM175 240V241H174ZM178 240V241H177ZM206 240V241H205ZM213 240H215V242L217 243V241H219V243H218V245H216V243L214 244V242H213ZM227 240H229V244H228V246H226V244H225V242H228ZM110 241V242H109ZM116 241V242H115ZM135 241H133V243H137V242H135ZM177 241V242H176ZM180 241V242H179ZM203 241V242H202ZM210 241H212L213 243H211ZM104 242H106V244L104 243ZM109 242V243H108ZM111 242H113V244H112V247H110V243ZM206 242V243H205ZM118 243V244H117ZM148 243H149V246H148ZM157 243V242H156ZM170 243L172 244V245H170ZM183 243V244H182ZM189 244V246L187 247V245H185V244ZM225 244L224 245V247H223V244ZM105 244V245H104ZM153 244H155V243H153ZM178 244H181V247L183 248H181L180 246L178 247ZM191 244V245H190ZM193 244V245H192ZM214 244V245H213ZM222 245V247H220V245ZM114 245V246H113ZM177 245V246H176ZM184 245V246H183ZM235 245V248L233 249V247L232 246H234ZM137 246H138V244H137ZM156 246V247H155ZM167 248H166V247ZM174 246V247H173ZM194 248V246L196 247V248H192V247ZM199 246H200V248H199ZM99 247V248H100ZM115 247H116V249H115ZM123 247H121V249L123 248ZM147 247V248H146ZM151 248V250L149 251L148 249H150ZM153 247V248H152ZM156 248V250H155V248ZM162 249H161V248ZM185 247V248H184ZM187 247V248H186ZM191 247V248H190ZM201 247H204V249L202 248L201 249ZM228 247V248H227ZM160 248V249H159ZM181 250H180V249ZM190 248V249H189ZM206 248H208V250H206L205 251V249ZM101 249V248H100ZM142 249V250H141ZM159 249V250H158ZM173 249H174V251H173ZM178 249V250H177ZM189 251H188V250ZM193 249V250H192ZM195 249H197V250H195ZM198 249H200L199 251H201L202 252V254H201V252H199L198 251ZM232 249V250H231ZM112 250L110 249V251H108V249L105 251V255H107L108 254V256H107V258H101L102 256H100V258L103 260V261H106V263H110V262H112V260H109L108 259V257L109 256H112V255H109L110 253H114V252H112ZM148 250V251H147ZM163 250V251H162ZM169 252H168V251ZM185 250V251H184ZM80 251V250H79ZM102 251V250H101ZM126 252H127V250H125ZM138 251V252H137ZM154 251H156V252H154ZM157 251H159V253L157 252ZM175 251H176V253H175ZM178 251V252H177ZM195 251V254L193 255L192 254V252H194ZM196 251H198V255L200 256V257H198V258H201V256L202 255H205V256H202V258L200 259V262L198 261L199 259H197V257H194V256H196ZM215 251H217L219 254L221 253V254H223L222 256H221V254L219 255V254H217V253H215ZM74 252V251H73ZM77 251H75L74 253H76ZM108 252H110V253H108ZM135 252H137V253H135ZM181 252V253H180ZM183 252H185V254L183 255ZM187 252H189V253H191V254H188ZM99 253H100V250H99ZM107 253V254H106ZM215 253V254H214ZM226 253V254H225ZM104 253L102 252V254L101 255H103ZM116 254V255H117ZM135 254H137V255H135ZM159 254H160V257H161V259H160V257H159ZM162 254V255H161ZM177 254H179V256H180V254H181V256H180V258H179V256L177 255ZM206 254H208V255H206ZM230 254V255H229ZM105 255H103L104 257H106ZM140 255V256H139ZM149 255V256H148ZM163 255H165V256H163ZM170 257H169V256ZM177 255V256H176ZM187 255V256H186ZM190 255H192V256H190ZM212 255V256H211ZM214 255V256H213ZM218 255V256H217ZM225 255V256H224ZM233 255V256H232ZM138 256V258H136ZM152 257L153 259H150L151 261H148L147 259H149L148 257ZM168 256V257H167ZM207 256H209L210 258L208 259L207 258ZM228 257V260H226V258ZM167 257V258H166ZM182 257H185V258H182ZM189 257H190V259H189ZM192 257V258H191ZM212 257V258H211ZM213 257H215V258H213ZM226 257V258H225ZM231 257V258H230ZM235 259H233V258ZM236 257H239L238 259L239 260H237L236 261ZM130 258H132L131 260H130ZM182 258V259H181ZM209 260V262H206V261H208L207 259ZM219 259V261H218V259ZM220 258L222 259V260H220ZM154 259V260H155ZM159 259V260H158ZM170 259H171V261H170ZM187 259H189V260H187ZM192 259H195L194 261L192 260ZM214 259V260H213ZM233 261H232V260ZM125 260V261H124ZM129 260V262H126V261H128ZM162 260V261H161ZM177 260H179L178 262H177ZM191 260H192V262H191ZM210 260H212L213 261V263H212V261H210ZM223 260H226V261H223ZM123 261V262H122ZM135 261H137V262H135ZM180 261L182 262V263H180ZM236 261V262H235ZM239 261H240V263H239ZM135 262V263H134ZM140 262V263H139ZM144 262V263H143ZM160 262V263H159ZM167 262V263H166ZM176 262V263H175ZM185 262V263H184ZM235 262V263H234ZM227 263V264H228ZM231 263V264H232Z\"/></svg>", "mask_w": 264, "mask_h": 264}]
</instances>
